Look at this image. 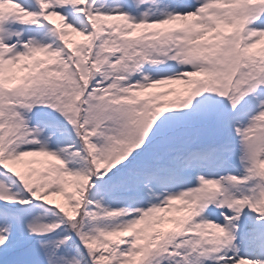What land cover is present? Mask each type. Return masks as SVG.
<instances>
[{
  "label": "snow or ice",
  "instance_id": "1",
  "mask_svg": "<svg viewBox=\"0 0 264 264\" xmlns=\"http://www.w3.org/2000/svg\"><path fill=\"white\" fill-rule=\"evenodd\" d=\"M0 264H264V0H0Z\"/></svg>",
  "mask_w": 264,
  "mask_h": 264
},
{
  "label": "rangeland",
  "instance_id": "2",
  "mask_svg": "<svg viewBox=\"0 0 264 264\" xmlns=\"http://www.w3.org/2000/svg\"><path fill=\"white\" fill-rule=\"evenodd\" d=\"M38 211H40V214H43V209H40V210H38Z\"/></svg>",
  "mask_w": 264,
  "mask_h": 264
}]
</instances>
